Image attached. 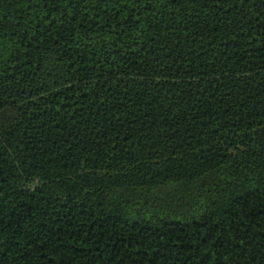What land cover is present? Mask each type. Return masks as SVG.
<instances>
[{"label": "trees", "instance_id": "1", "mask_svg": "<svg viewBox=\"0 0 264 264\" xmlns=\"http://www.w3.org/2000/svg\"><path fill=\"white\" fill-rule=\"evenodd\" d=\"M0 264H264V0H0Z\"/></svg>", "mask_w": 264, "mask_h": 264}]
</instances>
